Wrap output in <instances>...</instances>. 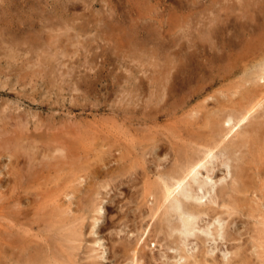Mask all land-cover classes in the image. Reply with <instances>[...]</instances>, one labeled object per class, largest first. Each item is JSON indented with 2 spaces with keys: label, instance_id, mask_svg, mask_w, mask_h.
Listing matches in <instances>:
<instances>
[{
  "label": "rangeland",
  "instance_id": "rangeland-1",
  "mask_svg": "<svg viewBox=\"0 0 264 264\" xmlns=\"http://www.w3.org/2000/svg\"><path fill=\"white\" fill-rule=\"evenodd\" d=\"M70 1L71 0H0V29L1 30L2 28L4 29L2 31L0 30V38L3 40L2 41L0 39V44H1L0 47L7 46L9 44L7 48L6 47H4V49L2 48L3 50L8 51V53L0 49L1 50L0 51L1 53L0 54V120L2 119L0 121V131H1L0 132V150L3 149L2 151H0V156H1L0 157V163H1V166H0V170H1L0 171L1 173L0 174V188H1L0 189V193H1L0 194V203H1L0 210L1 211L3 210V212L0 211V230L2 229L0 231V235L2 233V235L0 236V252H4V250H6L5 252H8V253L9 252H25V250L26 252H44L45 251V252H51L53 254L59 253L58 255H61L64 257H65V254L66 255L72 254L73 256L70 255L71 256L70 261H67L66 259H64L65 264H70V262L71 264H86V263L87 264H96V263L97 264H133V262H135L136 259H138V264H145V263L149 264V262L150 264H237V263L238 264H264V246H263L264 244V240H263L264 239V223H263L264 222V179H263L264 170L261 169L259 171L261 173L257 172L256 170V169H259V166L264 169V167H262L264 166V162H263L264 161V151H263L264 150V145H263L264 144V118H263L264 103L262 105V108L259 111V115H260L259 118H261L262 116L263 119L261 118L262 121H259L261 119H258V118L256 119L258 120V122H260V128L256 132H253L254 134L250 136L253 139L252 141L251 140L248 141L247 143L248 147L244 146V148H242L244 149V151L241 150L237 156L233 154V151L229 152V154L232 156V157L230 156L231 160H229V165L230 166L234 165V167L231 166L230 168L233 173L237 170L236 166L243 162L244 163L248 162L249 164H252L255 166V171L254 169L252 170L251 168H249L250 173L248 172V175H249L248 179H251V180H248V182L250 181L251 182L249 183L248 191L244 192L243 195L240 192H230L231 190L233 191V189H231L232 181L230 178H228L227 182H223L224 184L223 186L227 187L223 195L225 198L219 196L215 204H208L207 206L203 207L205 211L207 212V214L204 216L205 218L202 217L201 219L202 221L199 220L200 222L198 225L202 227L208 221L213 222L215 217L217 218V216L219 217L218 219L221 221L225 219L223 222H221L223 231L222 230L220 231L222 232L221 234H223L222 236L218 237L217 233H215L216 235L214 236L215 237V240H214L213 239L214 237L207 236L206 234L202 232L196 231L195 235L194 233L192 234L194 237L192 235L188 236V238L190 239H188L186 243L189 244V246L187 245L188 249L191 247L189 249V252L187 251V249L186 250L180 249L178 247L177 241L179 240L181 235H176L180 233L179 232L177 233V231H172L173 232V236H172V232H170L171 229L177 227L179 224L178 214L176 215L175 213H172L174 216L172 214H168L169 216L167 215V218H168L167 219L166 217L161 216V211H160L156 217L154 216V218H152L151 213L154 212L156 205L154 203L153 198L151 197L150 199V196L148 195L150 188H152L151 184H153L156 180L155 179L157 176L156 172L159 170L160 171L163 170L162 172H166L167 171L166 169L167 168L170 169L172 166V161L170 160V156L164 154L166 148L167 149L169 148L170 142L171 144L174 145L175 150L178 152L179 150L182 149L183 145L185 147L189 143V141L187 140L189 139V137L193 135H199V136L207 135L211 129V125H210L211 123L209 122V119L215 116L214 114H216V112L220 108L222 107L230 108L238 104V102L239 104L240 102H243L244 100L243 94L246 91L251 90L252 88L251 84H247L246 86L245 79L252 77L254 73L259 71L260 65L264 63V55L262 54L264 53V36H263L264 35V19H263L264 18L263 17L264 16L263 15L264 14L263 12L264 11V0H257V1L256 0H253V1L252 0H213V1L212 0L211 1L210 0H191V1L190 0H174L177 2H174L173 0H163V1L162 0H156V1L155 0H146V1L131 0L132 3L130 0H111V1L110 0H98V1L97 0H72L71 2ZM217 1L219 2L220 7L218 6V4H216ZM222 1H224V3ZM189 2H192L193 4ZM61 3L63 6L61 5ZM85 3L89 5L86 6ZM174 3H177V4H174ZM179 3L184 8L179 6ZM221 3L223 5H221ZM139 5H140L141 10L139 9ZM175 5H178V6L175 7ZM88 6L89 8L90 7L91 8L89 9ZM131 7H133V10ZM170 7L171 8L175 7V9H171ZM94 8L96 9L94 10ZM134 10L136 12H134ZM52 11H54V13ZM257 12L259 15L257 14ZM104 13L106 15L113 14L116 21L123 20L125 14L130 15L133 13L132 15H134L136 13L135 16H133V18H135L138 21H141V23H144V24L147 23L149 25L150 30L152 31V36L150 38L151 42L146 44L144 40L142 39V37H140L139 35L136 41L130 40L129 42V40L126 41L125 39H122V33L117 34L115 32H111L110 30L106 28H103L102 26H100L101 24L100 19L102 18V14ZM209 13L210 14L212 13L213 16H211L212 14L210 15ZM253 14L255 15V17ZM214 15H217V16H214ZM241 16L242 18L244 17V19L246 18L247 23H245L244 19L242 21ZM257 16H259V18L261 19H257ZM66 17L68 18L67 20H66ZM88 17H91V18H88ZM93 17H96V18H93ZM34 18L35 19L38 18V19L35 20ZM218 18H221V19L219 20ZM81 20L83 21L82 23H81ZM215 20L218 21V23ZM67 21H68L69 26L67 25ZM82 24L83 25L85 24V25L83 26ZM239 25L240 27H238ZM21 27L23 28V30ZM120 27L126 28L127 25L120 26ZM236 27H238L237 30H236ZM241 27H242V32H241ZM249 28L251 29L250 31H249ZM13 30H16V31H13ZM253 31L255 33H253ZM260 31H262L261 32L262 34L261 33L258 34ZM183 32L185 33L187 32V34ZM224 32L226 34H224ZM255 34L261 35V36H257ZM70 36H72L71 38L72 43L65 42V39ZM255 36L257 37L255 38ZM252 37L254 40L252 39ZM207 38L209 39V41H207ZM240 38L241 39L244 38V40H241ZM237 39H240L242 42L240 40L237 41ZM245 39H248V40H245ZM35 40L37 42H35ZM4 41L6 43H4ZM194 41L195 42L197 41L196 45ZM219 41L220 43H217ZM235 41H237L236 42L237 44H235ZM43 42H46V43H43ZM192 42L194 43V45ZM65 43H67L68 49L66 48V50L63 52L64 47L62 45H64ZM242 43H244L245 48H243ZM210 44L212 46H210ZM16 46H18V48H16ZM213 46L214 47L216 46V47L214 48ZM234 46H235V49L232 48ZM194 47H196V49H194ZM222 47L225 49H223ZM14 48H16L17 50L15 49L14 51ZM22 48H24V51L22 50ZM73 48L76 49L78 55L73 54V51H74ZM191 48L192 50L194 49V51H192ZM238 49L240 50L237 51ZM9 50H11V52L13 53L12 57L10 55L12 53H10ZM61 50H62V53H61ZM198 50H199V53L201 54L198 53ZM188 51L190 52L188 53ZM3 52L4 54H2ZM5 52L7 53V55H5L6 54ZM56 52H58V54ZM160 52H163V54L162 53L160 54ZM193 52H195L196 55L193 54ZM34 53H37L40 56ZM55 54L57 55L55 56ZM2 55H4V57H1ZM15 55L18 59L14 57L15 60H12L14 59L13 56ZM153 56L156 58H153ZM185 56H187V59ZM189 57L190 59H188ZM196 58H198V60H196ZM200 58L202 59L201 61H200ZM51 59L52 60L55 59V60L52 62ZM181 59L183 61H180ZM251 59L252 61H250ZM38 60L40 62H38ZM176 60H178V62ZM184 60L188 62L184 64ZM225 60L227 62H225ZM228 60H229V64H228ZM174 61H176L177 65L175 64ZM159 62L163 63L164 65L160 64ZM210 63L213 65H211ZM196 64L198 65L197 67H195ZM225 64L226 65L228 64L229 68H228V65L226 66ZM244 64L246 67L244 66ZM201 66H204V67H201ZM55 67H57L56 70H55ZM170 67L172 68L169 70L168 68ZM242 67L244 69H242ZM198 69L201 71H199ZM204 70L205 71L209 70V71L204 72ZM243 71H245V73ZM157 73L159 74V77ZM61 74L63 77L61 76ZM189 74L190 75L192 74L191 77ZM161 75H162V78H161ZM185 76L187 78H185ZM204 76L206 77V79H204L205 78ZM216 76L217 78L220 79L217 82V84L211 83V86L208 88L207 92L204 93L201 97L196 98L192 101H189V103L187 104L184 103L189 100V95L192 91L202 86H208V84L212 81V78ZM182 77H184L186 81L183 80ZM139 78L143 80L146 88H143L144 85L142 86V88L140 87V85L138 86L137 82H139L138 81L140 80ZM154 79H156V81ZM187 79L191 80L192 82L187 81ZM186 82L187 83L189 82L188 85ZM4 84H5V87H3ZM157 84L159 86H157ZM160 84H161V87H160ZM168 84L169 86L171 85L170 86L171 89L168 86ZM172 87H175V88H172ZM143 90L146 92L144 93L141 92ZM166 90H168L170 93L166 92ZM130 93H131V96L135 94L132 96L131 98L132 100L130 99L131 97ZM168 95H170L171 98ZM180 96H182L181 99H180ZM209 96H212L211 97L212 100L209 98ZM200 100L201 102H198ZM207 104L209 105L208 107H207ZM180 105H182L183 109L179 111L177 114H175L173 117L165 118V116L162 115L163 114L162 111L167 110V108L168 110H171L173 106L178 107ZM158 106H159V109H158ZM190 106H192V108L194 109L191 110ZM217 107L218 109H216ZM149 108H151L152 111ZM214 108L217 111L213 110ZM148 109L151 111V115L153 116V118H155L156 116V113H155L156 111H159L157 115H162V116H160V119H157V120L152 119L149 121L150 123L148 122L146 124L138 122L137 120L130 121V119L129 120L126 119L132 116L138 119L139 115H140L139 117L143 119V113L148 112L149 111ZM209 109H211L212 111ZM208 111H210V114H209L210 116L208 115ZM211 113H214V114L211 115ZM6 117L8 118V120H6L7 119ZM20 117L22 118V121L24 123L20 121L21 120ZM113 118L114 120H112ZM9 119L12 121L10 122ZM199 119H204V120H199ZM117 122L119 124L121 123L123 126L120 124L121 127H119V124ZM24 124L30 125V126L29 125L27 126L28 129H25L23 127L25 126ZM147 124H150V125L147 126ZM168 124L170 125V127H168L169 126ZM36 125H39L42 127L39 130H35ZM22 128H24V132H22ZM126 128L128 131L126 130ZM129 128L132 133L129 132L130 131ZM113 129L115 131H117V129L118 130L120 129V130L115 132ZM160 129H162V131ZM175 129L177 130V132ZM123 130H126V132L124 131L125 135L122 133ZM157 131L159 132V134ZM162 132L164 133L162 134ZM74 133L75 134L77 133L76 134L77 136ZM3 134L5 137L3 136ZM22 134L24 135L23 138H21ZM33 134H36V135L38 134V136L35 137L36 135L33 136ZM39 134L41 135L39 136ZM58 134L60 135L58 136ZM176 134L180 136L175 137ZM63 135L65 138L62 137ZM1 136H3L4 138L3 137L1 138ZM54 136H58V137H54ZM110 136L111 138H109ZM144 136L145 138H143ZM66 137L68 138V140L66 139ZM40 138L46 139V141ZM62 138L65 141L62 140ZM27 140H29L30 142ZM33 142L37 144L36 145L37 147L38 146L39 147L38 148L35 147L34 146L35 144L34 145L32 144ZM11 144L13 147L10 146ZM19 144L20 145L24 144V146L29 145L33 149H30L29 151L24 152V150L20 148ZM156 145H158L159 147L156 149L157 153L155 150H153V147ZM58 146L65 148L66 155L56 156L57 157L56 160H54L55 158H51L47 160V162L51 161L48 163L49 166L50 165L51 166L50 168L48 166V168L44 170L45 172L41 171V167L39 170H37L39 168L37 166L40 163H41L40 165L42 166V161L39 162L40 157L38 156L37 149L38 150H41L42 148L43 149H50V148L54 149ZM142 146L143 148H141ZM6 148L7 150L9 149V152L6 151ZM254 148L256 149L254 150ZM4 149L6 152H3ZM110 149H112L113 151H111ZM22 152H24L23 155H22ZM249 153L251 155H249ZM70 154L72 155L70 156ZM178 154L180 156L179 152ZM85 155L88 159L85 157ZM10 156L11 158H9ZM14 156H18V157H16L14 160L13 158ZM99 156L101 159L98 158ZM35 159H36V162H35ZM235 159H237V161ZM1 160L3 163L1 162ZM153 160L156 162L154 163ZM11 161H12V164H11ZM230 162L231 163L233 162V164H231ZM30 163H33V164H30ZM110 163H113V164L110 165ZM13 164H15L16 166ZM166 164H169V165L167 166V168H164L163 166ZM33 165L34 166L36 165L35 166L36 168ZM19 166L20 167L23 166L25 169L23 167L20 168ZM220 167L222 169H220ZM18 168L20 169V171ZM26 168L28 169L26 170ZM114 168L115 169L117 168V169L115 170ZM22 169H24L23 173H22ZM225 169L226 167L221 166V165L216 168V171L214 174L216 180L224 177L225 174H227L226 173L227 169L226 170ZM5 170L9 172L11 176H8L10 174L7 173ZM17 170L19 173L17 172ZM31 170H34L35 172ZM108 170L114 174H111V172H109ZM119 170H121L122 172ZM25 171L27 173H25ZM4 172L7 174H5ZM33 172L35 173V177H29L28 175L33 174ZM12 174L14 175L13 177H12ZM15 174L17 176H15ZM144 175L147 177H145ZM26 176L29 179L31 178L30 179L31 182L29 181V179H26L27 178ZM22 178L24 179V181L22 180ZM41 178L42 179L44 178V179L42 180ZM68 178L70 179L68 180ZM76 179L77 180L80 179V181L75 182L76 184L78 183L77 186L76 184H74V181H76ZM81 179H83L82 180L83 182H81ZM252 179H255V180H252ZM10 180L13 182H11ZM19 181H20L19 183L20 185L17 184ZM4 182L8 184H4ZM24 182L26 183L23 184ZM101 182H104L106 184L101 183ZM259 182L261 185L259 184ZM12 183L15 188L12 186ZM80 184L81 186H79ZM35 185H36V188H35ZM104 185L107 186L106 189H104L105 188ZM20 186H22L21 187L22 189L20 188ZM101 187L103 188L101 189ZM2 188H4V190H2ZM250 188H252L253 191H251L252 189ZM8 191H9V197L6 194L8 193ZM10 191H12L13 193H10ZM218 191H219V187H218ZM23 192L26 193L25 196ZM31 192L33 194L30 195ZM16 193L18 196L16 195ZM55 193H57L58 195ZM67 193H70V194L66 196V198L71 195L69 198H71V200L73 199L72 201H70L69 198L67 199L64 198ZM63 194L64 196L62 197ZM104 194H106V196ZM219 195H220V192H219ZM244 195L245 196L247 195V197H245ZM10 196H12L13 199L10 198ZM94 196L96 199L94 198ZM49 198L52 200H50ZM80 198H82L83 200ZM47 199L49 202L47 201ZM91 199H93V201ZM101 199L103 203H101L100 205L99 202L101 201ZM225 199L226 201H224ZM14 200L15 201L18 200L17 202H18V206L20 207V209L19 207L18 208L16 207L17 202H15L16 205L12 204L14 203ZM61 201L63 202V204ZM8 203L11 204V207L8 206L9 205ZM98 203H99V206L103 208L98 213L93 212L96 209L95 205H98ZM182 204H183L181 207L182 210L187 211V209L189 208L188 206L189 202L183 200ZM226 204L228 205L226 206ZM13 207L17 208V210L19 211L14 210L15 208ZM213 207L215 208L213 209ZM10 209L12 211L14 210L15 213H12ZM228 210H230V212ZM4 211H6V213ZM32 211L33 212L35 211V212L33 213ZM22 212H26V213H23L25 215H23ZM27 212L29 214H27ZM7 214L10 216L7 217ZM19 214L20 216H18ZM209 214L210 216H208ZM9 217L10 218L12 217L11 219H13L14 223ZM19 217L20 219L17 221L16 218H19ZM62 218L65 221H63ZM95 218H98L96 223L94 221ZM257 218H260L261 220ZM14 219H16V223ZM21 219L22 220L24 219L26 221L23 222ZM164 219H166V221ZM2 221L3 223H1ZM80 221L81 223H79ZM21 223L25 224V226L23 224L21 226ZM45 223H47L48 225ZM7 224L10 226H8ZM96 224H98V226ZM215 224H216V228L219 229V224L218 223H215ZM19 226H20V229L17 228ZM91 226L93 229L91 228ZM141 226L142 228L143 227L145 228L147 226L149 228L147 227L148 229L147 228L142 229L140 228ZM251 226L253 228H251ZM22 227H24V229ZM158 227L159 228L161 227L160 231ZM7 228H10V230ZM25 228L29 229L28 234L26 233L27 229L25 230ZM212 228L214 231V227ZM18 230L20 231L18 232ZM75 232L78 235H76ZM23 233L26 235H24ZM72 233L74 234V236ZM20 234L24 235L23 237L25 238H22L21 236H19ZM161 235L163 237H161ZM5 236H7L8 238ZM66 236H68V239ZM195 236L198 239L197 238L195 239ZM220 237H222L223 239H221ZM58 238H60V240ZM156 238L157 239L159 238V239L157 240ZM154 242L155 244H152ZM41 243H43L44 245ZM260 244L262 245L263 249L261 246H259ZM175 245H177V247H174ZM194 245H196L195 248L192 247ZM209 245L212 247H210ZM223 245H225L226 247H224ZM94 247L97 248L96 249L97 251L94 249ZM104 247L107 249H105ZM238 247H240L239 250H238ZM77 248L80 250L79 251L80 253L77 252L78 250ZM257 248L259 249L258 251H256ZM100 249H101V252L99 251ZM135 249H136L135 253L138 254V255H135L136 258L133 257L135 254L133 251ZM176 249L178 251H176ZM193 249L197 251H193ZM253 249L255 250L253 251ZM87 251H89L90 253ZM102 251L104 253V256H103ZM210 251H212V253ZM229 252L231 253V255L234 253L232 257H230L231 255ZM209 253L212 255H210ZM223 253H227L228 257L226 256V254H223ZM163 255H165L166 258L163 257ZM137 256H139L140 258L139 257L137 258ZM145 257L146 258L149 257L150 260H148V258L146 259ZM173 257H174V261L171 260L173 259ZM181 257L182 259H180ZM133 259L135 260L133 261ZM78 261L79 262L81 261V262L79 263ZM66 262H69V263H66Z\"/></svg>",
  "mask_w": 264,
  "mask_h": 264
},
{
  "label": "bare ground",
  "instance_id": "bare-ground-1",
  "mask_svg": "<svg viewBox=\"0 0 264 264\" xmlns=\"http://www.w3.org/2000/svg\"><path fill=\"white\" fill-rule=\"evenodd\" d=\"M72 1V0H71ZM70 1V2H71ZM98 1V0H97ZM111 1V0H110ZM131 1V0H130ZM144 1H146V0H144ZM156 1V0H155ZM163 1V0H162ZM174 1V0H173ZM172 1V2H173ZM191 1V0H190ZM211 1V0H210ZM213 1V0H212ZM253 1V0H252ZM257 1V0H256ZM255 1V2H256ZM74 2V1H73ZM174 2H177V1H174ZM223 3H224V1H222ZM131 3H132V1H131ZM189 3H192V2H189ZM242 3V2H241ZM71 4V3H70ZM86 4V3H85ZM94 4V3H93ZM130 4V3H129ZM128 4V5H129ZM173 4V3H172ZM174 4H177V3H174ZM193 4V3H192ZM210 4H212V3H210ZM209 4V5H210ZM216 4H218V6L220 5L219 4V2L217 1L216 2ZM247 4V3H246ZM250 4V3H249ZM61 5H62V3H61ZM67 5H69V4H67ZM66 5V6H67ZM77 5H79V4H77ZM87 5H89V4H86V6ZM134 5V4H133ZM133 5H131V6H133ZM136 5V4H135ZM196 5H198V4H196ZM215 5V4H214ZM221 5H223L222 3H221ZM225 5V4H224ZM59 6H60V4H59ZM63 6V5H62ZM106 6V5H105ZM108 6V5H107ZM126 6V5H125ZM130 6V5H129ZM137 6H138V4H137ZM176 6H178V5H175V7ZM179 6H181L180 5V3H179ZM254 6V5H253ZM252 6V7H253ZM113 7V6H112ZM143 7V6H142ZM175 7H170L171 9H175ZM182 7V6H181ZM181 7H179V8H181ZM217 7V6H216ZM220 7V6H219ZM226 7V6H225ZM240 7V6H239ZM261 7V6H260ZM88 8H89V6H88ZM91 8V7H90ZM89 8V9H90ZM132 8V10H133V7H131ZM136 8V7H135ZM138 8V7H137ZM182 8H184V7H182ZM194 8V7H193ZM196 8V7H195ZM210 8V7H209ZM208 8V9H209ZM259 8V7H258ZM63 9V8H62ZM96 8H94V10H95ZM102 9H103V7H102ZM126 9V8H125ZM130 9V8H129ZM139 9L141 10V8H140V5H139ZM177 9V8H176ZM211 9V8H210ZM225 9V8H224ZM250 9V8H249ZM255 9V8H254ZM111 10H113V9H111ZM189 10V9H188ZM65 11V10H64ZM106 11V10H105ZM109 11V10H108ZM123 11V10H122ZM125 11V10H124ZM209 11H211V10H209ZM220 11H222V10H220ZM256 11H258V10H256ZM53 13H54V11H52ZM134 12H136L135 10H134ZM133 12V13H134ZM138 12V11H137ZM207 12V11H206ZM216 12V11H215ZM264 12V11H263ZM62 13V12H61ZM112 13V12H111ZM115 13V12H114ZM129 13V12H128ZM127 13V14H128ZM132 13V14H133ZM139 13V12H138ZM199 13V12H198ZM202 13V12H201ZM253 13V12H252ZM89 14V13H88ZM132 14H130V15H124V18H123V20H121V21H116L115 20V18H114V15L113 14H110V15H106L105 13L104 14H102V18L100 19V21H101V24H100V26H102L103 28H106V29H108V30H110L111 32H115V33H117V34H120V33H122V39H125L126 41L127 40H129V42H130V40H132V41H136L137 40V37H138V35L140 36V37H142V39L144 40V42L146 43V44H148L149 42H151V40H150V38H151V36H152V31L150 30V27H149V25L146 23V24H144V23H141V21H138V20H136L135 18H133V16H135V14L134 15H132ZM208 14V13H207ZM210 14V13H209ZM212 14V13H211ZM210 14V15H211ZM217 14V13H216ZM257 14H258V12H257ZM261 14H262V12H261ZM36 15V14H35ZM57 15V14H56ZM201 15V14H200ZM203 15V14H202ZM228 15V14H227ZM246 15V14H245ZM254 15V14H253ZM259 15V14H258ZM264 15V14H263ZM262 15V16H263ZM64 16V15H63ZM67 16V15H66ZM87 16V15H86ZM91 16V15H90ZM199 16V15H198ZM205 16V15H204ZM211 16H213V14L211 15ZM211 16H209V17H211ZM214 16H217V15H214ZM219 16H220V14H219ZM229 16H230V14H229ZM261 16V15H260ZM38 17V16H37ZM82 17V16H81ZM84 17V16H83ZM254 17H255V15H254ZM264 17V16H263ZM85 18V17H84ZM88 18H91V17H88ZM93 18H96V17H93ZM141 18V17H140ZM140 18H139V20H140ZM35 19V18H34ZM38 18H36L35 20H37ZM63 19V18H62ZM68 18L66 17V20H67ZM81 19V18H80ZM117 19V18H116ZM217 19V18H216ZM219 20L221 19V18H218ZM223 19V18H222ZM239 19V18H238ZM241 19H242V21H243V19H244V17L242 18V16H241ZM257 19H261V18H259V16H257ZM264 19V18H263ZM34 20V21H35ZM82 20H83V18H82ZM81 20V23L83 22ZM95 20V19H94ZM203 20V19H202ZM245 20V23H247L246 22V18L244 19ZM251 20V19H250ZM253 20H255V19H253ZM87 21V20H86ZM85 21V22H86ZM96 21V20H95ZM95 21H93V22H95ZM98 21V20H97ZM206 21V20H205ZM216 21V20H215ZM214 21V22H215ZM235 21H236V19H235ZM261 21V20H260ZM259 21V22H260ZM263 21V20H262ZM21 22V21H20ZM23 22V21H22ZM46 22H47V20H46ZM58 22V21H57ZM88 22V21H87ZM89 22H90V20H89ZM217 23H218V21H216ZM239 22V21H238ZM25 23V22H24ZM39 23V22H38ZM43 23V22H42ZM230 23V22H229ZM228 23V24H229ZM243 23V22H242ZM50 24V23H49ZM72 24V23H71ZM206 24V23H205ZM224 24V23H223ZM235 24V23H234ZM250 24V23H249ZM20 25H21V23H20ZM28 25V24H27ZM67 25H68V21H67ZM83 25V24H82ZM81 25V26H82ZM85 25V24H84ZM83 25V26H84ZM88 25V24H87ZM125 25H127V27L126 28H121L120 26H125ZM225 25V24H224ZM238 25V24H237ZM69 26V25H68ZM72 26V25H71ZM80 26V27H81ZM204 26V25H203ZM217 26V25H216ZM226 26V25H225ZM260 26V25H259ZM33 27V26H32ZM45 27V26H44ZM221 27V26H220ZM222 27H223V25H222ZM227 27V26H226ZM226 27H224V28H226ZM238 27H240V25L238 26ZM238 27H236V30H237V28ZM261 27V26H260ZM22 28V27H21ZM38 28V27H37ZM70 28V27H69ZM198 28V27H197ZM205 28V27H204ZM245 28V27H244ZM243 28V29H244ZM256 28V27H255ZM26 29H28V28H26ZM40 29V28H39ZM42 29V28H41ZM61 29V28H60ZM65 29V28H64ZM186 29V28H185ZM195 29V28H194ZM206 29H207V27H206ZM233 29V28H232ZM258 29V28H257ZM1 30V29H0ZM2 30H4L3 28H2ZM1 30V31H2ZM22 30H23V28H22ZM50 30V29H49ZM58 30V29H57ZM188 30V29H187ZM186 30V31H187ZM208 30H209V28H208ZM231 30V29H230ZM234 30V29H233ZM251 29L249 28V31H250ZM255 30V29H254ZM259 30V29H258ZM257 30V31H258ZM13 31H16V30H13ZM41 31V30H40ZM53 31V30H52ZM59 31H61V30H59ZM66 31V30H65ZM256 31V30H255ZM21 32V31H20ZM220 32H222V31H220ZM241 32H242V27H241ZM262 31H260L258 34H260ZM44 33V32H43ZM48 33V32H47ZM50 33V32H49ZM59 33V32H58ZM183 33H185V32H183ZM189 33V32H188ZM253 33H255L254 31H253ZM3 34V33H2ZM33 34V33H32ZM45 34V33H44ZM57 34V33H56ZM185 34H187V32L185 33ZM190 34V33H189ZM220 34V33H219ZM224 34H226L225 32H224ZM223 34V35H224ZM236 34V33H235ZM252 34V33H251ZM262 34V33H261ZM193 35V34H192ZM198 35V34H197ZM212 35V34H211ZM238 35V34H237ZM241 35V34H240ZM255 35H257V34H255ZM2 36V35H1ZM186 36V35H185ZM188 36V35H187ZM221 36V35H220ZM230 36V35H229ZM257 36H261V35H257ZM257 36H255V38L257 37ZM264 36V35H263ZM24 37V36H23ZM35 37V36H34ZM39 37V36H38ZM58 37V36H57ZM79 37V36H78ZM184 37V36H183ZM194 37V36H193ZM227 37V36H226ZM233 37H234V35H233ZM56 38V37H55ZM71 38H72V36H70V37H67L66 39H65V42H67V43H72L71 42ZM190 38V37H189ZM206 38V37H205ZM210 38V37H209ZM225 38V37H224ZM246 38V37H245ZM1 39V38H0ZM4 39V38H3ZM54 39V38H53ZM140 39V38H139ZM215 39V38H214ZM226 39V38H225ZM233 39V38H232ZM241 39V38H240ZM240 39H237V41L238 40H240ZM252 39H253V37H252ZM2 40V39H1ZM10 40V39H9ZM12 40V39H11ZM40 40V39H39ZM44 40V39H43ZM50 40V39H49ZM202 40V39H201ZM220 40V39H219ZM235 40V39H234ZM241 40H244V38L243 39H241ZM240 40V41H241ZM245 40H248V39H245ZM254 40V39H253ZM3 41V40H2ZM29 41V40H28ZM207 41H209V39L207 38ZM218 41V40H217ZM225 41V40H224ZM223 41V42H224ZM237 41H235V44H237L236 42ZM239 41V42H240ZM35 42H37L36 40H35ZM34 42V43H35ZM52 42V41H51ZM63 42H64V40H63ZM195 42V41H194ZM197 42V41H196ZM196 42H195V45H196ZM199 42H200V40H199ZM201 42H203V41H201ZM227 42V41H226ZM242 42V41H241ZM240 42V43H241ZM250 42H252V41H250ZM4 43H6L5 41H4ZM9 43V42H8ZM43 43H46V42H43ZM61 43V42H60ZM67 43H65L64 45H62L64 48H63V52L66 50V48H67ZM74 43V42H73ZM193 43V42H192ZM210 43V42H209ZM217 43H220V41L219 42H217ZM225 43V42H224ZM223 43V44H224ZM15 44V43H14ZM17 44H19V43H17ZM21 44V43H20ZM133 44H134V42H133ZM191 44V43H190ZM231 44V43H230ZM243 44V48H245L244 47V43H242ZM241 44V45H242ZM247 44V43H246ZM245 44V45H246ZM1 45V44H0ZM32 45H33V43H32ZM192 45V44H191ZM193 45H194V43H193ZM192 45V46H193ZM216 45V44H215ZM7 46H9V44L7 45ZM7 46H1L0 47V49L2 50V51H6V50H3L4 49V47H6L7 48ZM21 46V45H20ZM53 46V45H52ZM180 46V45H179ZM182 46V45H181ZM184 46V45H183ZM190 46V45H189ZM210 46H212L211 44H210ZM231 46V45H230ZM233 46V45H232ZM237 46V45H236ZM247 46V45H246ZM11 47V46H10ZM14 47V46H13ZM12 47V48H13ZM43 47V46H42ZM56 47V46H55ZM60 47V46H59ZM85 47V46H84ZM176 47V46H175ZM178 47V46H177ZM214 47V46H213ZM216 47V46H215ZM214 47V48H215ZM223 47H224V45H223ZM222 47V48H223ZM229 47V46H228ZM250 47V46H249ZM3 48V49H2ZM16 48H18V46H16ZM16 48H14V51H15V49ZM45 48V47H44ZM50 48V47H49ZM52 48H54V47H52ZM57 48V47H56ZM165 48V47H164ZM163 48V49H164ZM232 48H234L235 49V46L234 47H232ZM248 48V47H247ZM254 48V47H253ZM252 48V49H253ZM26 49V48H25ZM30 49V48H29ZM33 49V48H32ZM68 49V48H67ZM74 49V48H73ZM187 49V48H186ZM188 49H190V48H188ZM194 49H196V47H194ZM194 49L192 50V48H191V50L192 51H194ZM205 49V48H204ZM218 49V48H217ZM223 49H225V48H223ZM237 49V48H236ZM0 50V51H1ZM17 50V49H16ZM22 50L24 51V48H22ZM21 50V51H22ZM240 49H238L237 51H239ZM22 51V52H23ZM28 51H30V50H28ZM36 51V50H35ZM44 51V50H43ZM87 51V50H86ZM197 51V50H196ZM202 51V50H201ZM207 51V50H206ZM262 51V50H261ZM7 53H8V51H6ZM5 52V53H6ZM9 52L10 53H12L11 52V50H9ZM45 52V51H44ZM179 52V51H178ZM190 51H188V53H189ZM208 52V51H207ZM7 53L5 54V55H7ZM15 53H17V52H15ZM14 53V54H15ZM29 53V52H28ZM57 54H58V52H56ZM61 53H62V50H61ZM68 53V52H67ZM66 53V54H67ZM163 54V52H160V54ZM192 53V52H191ZM198 53H199V50H198ZM215 53V52H214ZM221 53V52H220ZM254 53V52H253ZM260 53V52H259ZM258 53V54H259ZM1 54V53H0ZM2 54H4V52L2 53ZM34 54H37V53H34ZM57 54H55V56L57 55ZM65 54V53H64ZM73 54L74 55H78V53H77V51H76V49H74V51H73ZM193 54H195V52H193ZM192 54V55H193ZM199 54H201V53H199ZM205 54V53H204ZM216 54V53H215ZM239 54V53H238ZM241 54V53H240ZM255 54V53H254ZM257 54V53H256ZM263 55H264V53H262ZM11 55V57H12V55H13V53L12 54H10ZM32 55H33V53H32ZM37 55H39V54H37ZM46 55V54H45ZM44 55V56H45ZM196 55V54H195ZM194 55V56H195ZM211 55V54H210ZM218 55H219V53H218ZM242 55V54H241ZM260 55V54H259ZM40 56V55H39ZM43 56V57H44ZM48 56V55H47ZM46 56V57H47ZM67 56V55H66ZM156 56V55H155ZM161 56V55H160ZM209 56V55H208ZM262 56V55H261ZM1 57H4V55H2ZM7 57V56H6ZM17 58L16 57V55L15 56H13V58ZM35 57V56H34ZM181 57V56H180ZM186 57V59H187V56H185ZM193 57V56H192ZM199 57V56H198ZM218 57V56H217ZM226 57H227V55H226ZM260 57V56H259ZM15 58L14 59H12V60H15ZM20 58V57H19ZM153 58H156V57H154L153 56ZM179 58V57H178ZM183 58V57H182ZM238 58V57H237ZM255 58V57H254ZM5 59V58H4ZM7 59V58H6ZM18 59V58H17ZM43 59V58H42ZM174 59V58H173ZM188 59H190V57L188 58ZM192 59V58H191ZM208 59V58H207ZM207 59H205V60H207ZM210 59H211V57H210ZM253 59V58H252ZM252 59L250 60V61H252ZM257 59V58H256ZM8 60V59H7ZM6 60V61H7ZM52 60V59H51ZM55 60V59H54ZM54 60H52V62L54 61ZM179 60V59H178ZM178 60H176L177 62H178ZM193 60H194V58H193ZM192 60V61H193ZM196 60H198V58H196ZM195 60V61H196ZM202 59L200 58V61H201ZM213 60H214V58H213ZM249 60V59H248ZM43 61V60H42ZM47 61V60H46ZM69 61H71V60H69ZM159 61V60H158ZM171 61V60H170ZM176 61H174L175 62V64L177 65V63H176ZM180 61H183L182 59L180 60ZM200 61H198V62H200ZM216 61V60H215ZM249 61V62H250ZM38 62H40L39 60H38ZM67 62V61H66ZM157 62V61H156ZM163 62V61H162ZM172 62V61H171ZM188 62V61H187ZM185 60H184V64L185 63H187ZM191 62V61H190ZM225 62H227L226 60H225ZM263 62V61H262ZM33 63H34V61H33ZM42 63V62H41ZM74 63V62H73ZM160 63V62H159ZM164 63V62H163ZM163 63H160V64H163ZM180 63V62H179ZM216 63V62H215ZM241 63V62H240ZM240 63H239V65H240ZM245 63V62H244ZM52 64V63H51ZM68 64V63H67ZM183 64V65H184ZM203 64V63H202ZM202 64H200V65H202ZM211 64V63H210ZM228 64H229V60H228ZM227 64V65H228ZM247 64V63H246ZM261 64V63H260ZM42 65V64H41ZM49 65V64H48ZM75 65V64H74ZM157 65V64H156ZM164 65V64H163ZM209 65V64H208ZM211 65H213V64H211ZM226 65V64H225ZM226 65V66H227ZM249 65V64H248ZM251 65V64H250ZM43 66H44V64H43ZM46 66V65H45ZM56 66V65H55ZM168 66V65H167ZM185 66V65H184ZM188 66V65H187ZM198 65L196 64V66L195 67H197ZM207 66V65H206ZM216 66V65H215ZM218 66V65H217ZM244 66H245V64H244ZM243 66V67H244ZM10 67V66H9ZM66 67V66H65ZM64 67V68H65ZM159 67H161V66H159ZM163 67H165V66H163ZM177 67V66H176ZM201 67H204V66H201ZM224 67V66H223ZM222 67V68H223ZM242 67V69H244ZM246 67V66H245ZM46 68V67H45ZM56 68L57 67H55V70H56ZM63 68V69H64ZM172 67H170V68H168L169 70L171 69ZM188 68V67H187ZM208 68V67H207ZM225 68V67H224ZM223 68V69H224ZM228 68H229V65H228ZM236 68V67H235ZM234 68V69H235ZM59 69H60V67H59ZM66 69V68H65ZM163 69V68H162ZM166 69V68H165ZM175 69V68H174ZM180 69V68H179ZM185 69V68H184ZM209 69V68H208ZM218 69V68H217ZM226 69H227V67H226ZM253 69V68H252ZM49 70V69H48ZM71 70V69H70ZM169 70H167V71H169ZM181 70V69H180ZM195 70V69H194ZM199 70V69H198ZM203 70V69H202ZM233 70V69H232ZM241 70V69H240ZM255 70V69H254ZM45 71V70H44ZM61 71V70H60ZM69 71V70H68ZM176 71V70H175ZM175 71H174V73H175ZM183 71V70H182ZM182 71H180V72H182ZM187 71V70H186ZM189 71V70H188ZM191 71V70H190ZM199 71H201V70H199ZM207 71H209V70H207ZM207 71H205L204 70V72H207ZM246 71V70H245ZM245 71H243L244 73H245ZM253 71V70H252ZM257 71V70H256ZM62 72V71H61ZM70 72V71H69ZM217 72H218V70H217ZM222 72V71H221ZM241 72V71H240ZM255 72V71H254ZM57 73V72H56ZM71 73V72H70ZM251 73V72H250ZM155 74H156V72H155ZM158 74V73H157ZM163 74V73H162ZM167 74V73H166ZM165 74V75H166ZM172 74H173V72H172ZM180 74V73H179ZM184 74V73H183ZM209 74V73H208ZM219 74V73H218ZM224 74V73H223ZM222 74V75H223ZM228 74H230V73H228ZM236 74V73H235ZM54 75V74H53ZM175 75V74H174ZM190 75V74H189ZM192 75V74H191ZM191 75H190V77H191ZM226 75V74H225ZM242 75H243V73H242ZM61 76H62V74H61ZM178 76V75H177ZM177 76H175V77H177ZM180 76V75H179ZM182 76V75H181ZM213 76H215V75H213ZM63 77V76H62ZM158 77H159V74H158ZM165 77V76H164ZM167 77V76H166ZM170 77H172V76H170ZM175 77H173V78H175ZM205 77V76H204ZM209 77V76H208ZM233 77V76H232ZM243 77V76H242ZM60 78V77H59ZM154 78H156V77H154ZM161 78H162V75H161ZM183 78V80H185L186 81V79H184V77H182ZM185 78H187L186 76H185ZM193 78H194V76H193ZM195 78H197V77H195ZM200 78V77H199ZM221 78V77H220ZM130 79V78H129ZM140 79V78H139ZM152 79V78H151ZM160 79V78H159ZM158 79V80H159ZM204 79H206V77L204 78ZM229 79V78H228ZM55 80V79H54ZM127 80H128V78H127ZM155 81H156V79H154ZM163 80H164V78H163ZM167 80V79H166ZM174 80V79H173ZM177 80V79H176ZM193 80V79H192ZM220 79L219 78H217V76L216 77H213L212 78V81L208 84V86H202V87H200V88H197L196 90H194V91H192L191 93H190V95H189V100L188 101H186V102H184V103H189V101H192V100H194V99H196V98H199V97H201L204 93H206L207 92V90H208V88L211 86V83L213 84V83H216L217 84V82L219 81ZM225 80V79H224ZM239 80V79H238ZM139 82H137L138 83V86L140 85V87L142 88V86L144 85V82H143V80L142 79H140V80H138ZM171 81V80H170ZM182 81V80H181ZM187 81H191V80H189V79H187ZM199 81V80H198ZM228 81V80H227ZM180 82V81H179ZM192 82V81H191ZM195 82V81H194ZM204 82V81H203ZM136 83V84H137ZM164 83V82H163ZM162 83V84H163ZM187 83V82H186ZM189 83V82H188ZM188 83H187V85H188ZM206 83V82H205ZM245 83H246V86H247V84H251V86H252V88H251V90H248V91H246L244 94H243V98H244V100H243V102H240V104H239V102H238V104H236L235 106H233V107H230V108H227V107H222V108H220L218 111L216 110V109H218V107L215 109H213V110H215V111H217L216 112V114H214V113H211V115H215V116H211L212 118H210L209 119V122L211 123L210 125H211V129H210V131H209V133L207 134V135H205V136H199V135H193V136H191V137H189V135H188V137H189V139H187L188 141H189V143L184 147V145H183V147H182V149L181 150H179L178 152L180 153V156H179V154H178V152L175 150V148H174V145L173 144H171V142H170V144H169V148L167 149L166 148V150H165V152H164V154L165 155H169L170 156V160L172 161V166H171V168L170 169H168L167 168V166L169 165V164H166V165H164L163 167L164 168H167L166 170V172H162V171H157L156 173H157V176H156V180H155V182L154 181H152V182H154L153 184H151V187L152 188H150V190H149V193H148V195L150 196V199H151V197L153 198V200H154V203H155V205H156V208H155V210H154V212L153 213H151V215H152V218H154V216L156 217L157 216V214L161 211V216H163V217H166L167 218V215L168 214H172V213H175L176 215L178 214V217H179V224H178V226L177 227H175V228H173V229H171L170 230V232H172V231H177V233L179 232L180 234H176V235H181V237L179 238V240L177 241V243H178V247L180 248V249H182V250H186L187 249V251L189 252V249L191 248H189L188 249V246H189V244H187L186 242L188 241V239H190V238H188V236L189 235H192L193 233H194V235H195V232L196 231H199V232H202V233H204V234H206L207 236H211V237H214L216 234L215 233H217V235H218V237L219 236H222L223 234H221L222 232L220 231V230H222V223L221 222H223V221H221V220H219L218 218V216H217V218L215 217V219H214V221L213 222H210V221H208L204 226H199L198 224H199V220H201L202 219V217H204L206 214H207V212L205 211V209L203 208L204 206H207L208 204H215L216 203V200L218 199V197L220 196V197H224L223 195H224V191H225V189L227 188L226 186H223L224 184H223V182H227L228 180V178H230L231 179V181H232V188L231 189H233V191L231 190L230 192H240V193H242V195H243V193L244 192H246V191H248V189H249V183L251 182H248V180H251V179H248V172H249V168H251L252 170L254 169V171H255V166L254 165H252V164H249L248 162L247 163H240L239 165H237L236 166V168H237V170L233 173L232 171H231V166H233L234 167V165H229V160H231L230 159V154H229V152H232L233 151V154L235 155V156H237L239 153H240V151L241 150H243L244 151V149H242V148H244V146H247L248 147V145H247V143H248V141L249 140H251L252 141V139L253 138H251L250 136L251 135H253L254 133L253 132H256L259 128H260V122H258V120H256L257 118L258 119H261L262 118V116H261V118H259L260 117V115H259V111H260V109L262 108V105H263V103H264V63H262L261 65H260V67H259V71H257L256 73H254V75L252 76V77H249V78H247V79H245ZM153 84V83H152ZM158 84H159V82H158ZM157 84V86H159ZM232 84V83H231ZM195 85V84H194ZM193 85V86H194ZM201 85V84H200ZM199 85V86H200ZM203 85H204V83H203ZM222 85V84H221ZM137 86V85H136ZM148 86V85H147ZM168 86H169V84H168ZM167 86V87H168ZM171 86V85H170ZM169 86V87H170ZM192 86V87H193ZM197 86V85H196ZM195 86V87H196ZM218 86V85H217ZM245 86V85H244ZM3 87H5V84L3 85ZM140 87H139V89H140ZM160 87H161V84H160ZM186 87V86H185ZM188 87H190V86H188ZM143 88H146L145 87V85H144V87ZM166 88V87H165ZM172 88H175V87H172ZM249 88V87H248ZM136 89V88H135ZM169 89V88H168ZM170 89H171V87H170ZM176 89H178V88H176ZM192 89V88H191ZM153 90V89H152ZM210 90V89H209ZM236 90V89H235ZM133 91V90H132ZM135 91V90H134ZM214 91V90H213ZM223 91V90H222ZM140 92V91H139ZM141 92H146V91H141ZM148 92H149V90H148ZM166 92H168V93H170L168 90H166ZM172 92V91H171ZM179 92V91H178ZM185 92V91H184ZM142 93V94H143ZM151 93V92H150ZM154 93V92H153ZM211 93V92H210ZM141 94V95H142ZM160 94V93H159ZM158 94V95H159ZM183 94V93H182ZM185 94H187V93H185ZM209 94V93H208ZM223 94H225V93H223ZM240 94V93H239ZM133 95H135V94H133ZM132 95V96H133ZM155 95H156V93H155ZM161 95V94H160ZM236 95H238V94H236ZM130 96H131V93H130ZM132 96L130 97V99L132 98ZM168 96H170V95H168ZM157 97V96H156ZM178 97H179V95H178ZM181 97L182 96H180V99H181ZM211 97L212 96H209V98L211 99ZM158 98H159V96H158ZM170 98H171V96H170ZM175 98H177V97H175ZM188 98V97H187ZM218 98V97H217ZM236 98V97H235ZM234 98V99H235ZM165 99V98H164ZM179 99V100H180ZM132 100V99H131ZM137 100V99H136ZM142 100H144V99H142ZM147 100H148V98H147ZM161 100H162V98H161ZM166 100V99H165ZM212 100V99H211ZM181 101V100H180ZM179 101V102H180ZM150 102V101H149ZM149 102H147V103H149ZM154 102V101H153ZM198 102H201V100L200 101H198ZM235 102H237V101H235ZM137 103V102H136ZM135 103V104H136ZM171 103V102H170ZM205 103V102H204ZM203 103V104H204ZM208 103V102H207ZM140 104V103H139ZM156 104V103H155ZM161 104V103H160ZM169 104V103H168ZM174 104V103H173ZM199 104V103H198ZM233 104V103H232ZM138 105V104H137ZM150 105V104H149ZM157 105H158V103H157ZM193 105H195V104H193ZM214 105V104H213ZM216 105V104H215ZM141 106V105H140ZM144 106V105H143ZM148 106V105H147ZM175 106H177V105H175ZM175 106H173L172 108H171V110H168V108H167V110H164V111H162V115L163 116H165V118L166 117H173L175 114H177L179 111H181L182 109H183V107H182V105H180V106H178V107H175ZM209 105L207 104V107H208ZM221 106H223V105H221ZM191 108V110L192 109H194V108H192V106H190ZM3 108V107H2ZM185 108V107H184ZM212 108V107H211ZM4 109V108H3ZM141 109V108H140ZM139 109V110H140ZM150 110H151V108H149ZM148 109V110H149ZM153 109V108H152ZM158 109H159V106H158ZM163 109V108H162ZM206 109V108H205ZM145 110V109H144ZM148 111V112H145V113H143V119L142 118H140L139 116H138V119H136V118H134L133 116L132 117H129V118H126L127 120H129L130 119V121H132V120H137L138 122H141V123H144V124H146V123H148L150 120H157V119H160V116H162V115H157V113L159 112V111H156L155 113H156V116H155V118H153V116L151 115V111ZM154 110V109H153ZM161 110V109H160ZM204 110V109H203ZM207 110V109H206ZM206 110H205V112H206ZM209 110H211V109H209ZM6 111V110H5ZM188 111V110H187ZM201 111V110H200ZM212 111V110H211ZM262 111V110H261ZM264 111V110H263ZM4 112V111H3ZM137 112V111H136ZM203 112V111H202ZM214 112V111H213ZM140 113V112H139ZM152 113H154V112H152ZM263 113V112H262ZM196 114V113H195ZM203 114V113H202ZM210 114V111H208V115ZM136 115V114H135ZM183 115V114H182ZM199 115H201V114H199ZM207 115V116H208ZM210 116V115H209ZM19 117V116H18ZM188 117V116H187ZM197 117V116H196ZM7 118V117H6ZM5 118V119H6ZM21 118V117H20ZM178 118V117H177ZM195 118V117H194ZM263 118H264V115H263ZM262 118V119H263ZM4 119V120H5ZM11 119V118H10ZM9 119V121L11 122L12 120H10ZM16 119V118H15ZM17 119H19V118H17ZM254 119H255V121H254ZM262 119L261 120H259V121H262ZM2 120V119H1ZM0 120V121H1ZM6 120H8V118L6 119ZM39 120V119H38ZM112 120H114V118L112 119ZM116 120H118V119H116ZM176 120V119H175ZM199 120H204V119H199ZM20 121H22V118H21V120ZM122 121V120H121ZM207 121H208V119H207ZM23 122V121H22ZM116 122V121H115ZM173 122V121H172ZM19 123V122H18ZM24 123V122H23ZM118 123V122H117ZM124 123H125V121H124ZM127 123V122H126ZM133 123V122H132ZM150 123V122H149ZM181 123H183V122H181ZM180 123V124H181ZM197 123H199V122H197ZM196 123V124H197ZM30 124V123H29ZM28 124V125H29ZM119 124V123H118ZM121 124V123H120ZM120 124H119V127H121L120 126ZM25 125V124H24ZM28 125H25V126H23L25 129H28ZM43 125V124H42ZM122 125V124H121ZM132 125V124H131ZM150 124H147V126H149ZM169 125V124H168ZM204 125V124H203ZM202 125V126H203ZM13 126V125H12ZM14 126H15V124H14ZM17 126V125H16ZM30 126V125H29ZM45 126V125H44ZM70 126V125H69ZM123 126V125H122ZM133 126H134V124H133ZM136 126V125H135ZM209 126V125H208ZM262 126V125H261ZM7 127V126H6ZM42 126H39V125H36V127H35V130H39L40 128H41ZM74 127V126H73ZM130 127H132V126H130ZM141 127H143V126H141ZM145 127H146V125H145ZM144 127V128H145ZM168 127H170V125L168 126ZM197 127V126H196ZM24 128H22V132H24ZM70 128V127H69ZM76 128V127H75ZM82 128V127H81ZM118 128V127H117ZM125 128V127H124ZM143 128V129H144ZM190 128V127H189ZM189 128H187V129H189ZM200 128V127H199ZM138 129V128H137ZM146 129V128H145ZM178 129V128H177ZM2 130V129H1ZM69 130V129H68ZM114 130V129H113ZM120 130V129H119ZM118 129H117V131H119ZM126 130H127V128H126ZM126 130H123V134H124V131L126 132ZM129 130H130V128H129ZM161 131H162V129H160ZM176 130V129H175ZM198 130V129H197ZM15 131V130H14ZM17 131V130H16ZM31 131V130H30ZM115 131V130H114ZM117 131H115V132H117ZM128 131V130H127ZM138 131V130H137ZM174 131V130H173ZM199 131V130H198ZM1 132V131H0ZM29 132V131H28ZM33 132V131H32ZM76 132V131H75ZM113 132V131H112ZM129 132H131V130L129 131ZM128 132V133H129ZM146 132H148V131H146ZM150 132V131H149ZM158 132V131H157ZM176 132H177V130H176ZM262 132V131H261ZM260 132V133H261ZM34 133V132H33ZM53 133V132H52ZM119 133V132H118ZM117 133V134H118ZM132 133V132H131ZM140 133V132H139ZM161 133V132H160ZM164 132H162V134H163ZM194 133V132H193ZM198 133V132H197ZM75 134V133H74ZM77 134V133H76ZM75 134V135H76ZM114 134V133H113ZM116 134V135H117ZM150 134V133H149ZM148 134V135H149ZM154 134V133H153ZM158 134H159V132H158ZM170 134V133H169ZM34 135H36V134H33V136ZM41 134H39V136H40ZM44 135V134H43ZM49 135V134H48ZM60 134H58V136H59ZM119 135H121V134H119ZM125 135V134H124ZM132 135V134H131ZM257 135V134H256ZM262 135H263V133H262ZM3 136H4V134H3ZM3 136H1V138L3 137ZM22 137L21 138H23V134L21 135ZM38 136V134L35 136V137H37ZM58 136H54V137H58ZM77 136V135H76ZM83 136V135H82ZM130 136V135H129ZM139 136V135H138ZM157 136V135H156ZM159 136V135H158ZM162 136V135H161ZM160 136V137H161ZM168 136V135H167ZM166 136V137H167ZM180 135H175V137H179ZM5 137V136H4ZM3 137V138H4ZM47 137V136H46ZM62 137H64V135L62 136ZM113 137V136H112ZM122 137V136H121ZM26 138V137H25ZM45 138V137H44ZM60 138V137H59ZM65 138V137H64ZM75 138V137H74ZM109 138H111V136L109 137ZM119 138H120V136H119ZM126 138V137H125ZM143 138H145V136L143 137ZM163 138V137H162ZM165 138V137H164ZM168 138V137H167ZM236 138V139H235ZM250 138V139H249ZM263 138V137H262ZM40 139H43V138H40ZM66 139L68 140V138L66 137ZM76 139H77V137H76ZM107 139H108V137H107ZM124 139V138H123ZM238 139V140H237ZM35 140V139H34ZM43 140H45L46 141V139H43ZM62 140H64L63 138H62ZM143 140V139H142ZM146 140V139H145ZM148 140V139H147ZM157 140H159V139H157ZM156 140V141H157ZM162 140V139H161ZM170 140V139H169ZM174 140V139H173ZM257 140H258V138H257ZM6 141V140H5ZM4 141V142H5ZM27 141H29V140H27ZM42 141V140H41ZM65 141V140H64ZM9 142V141H8ZM30 142V141H29ZM100 142V141H99ZM110 142V141H109ZM136 142V141H135ZM185 142V141H184ZM11 143V142H10ZM22 143V142H21ZM20 143V144H21ZM111 143V142H110ZM137 143V142H136ZM142 143V142H141ZM147 143H149V142H147ZM150 143H151V141H150ZM169 143V142H168ZM177 143V142H176ZM186 143H187V141H186ZM262 143V142H261ZM7 144V143H6ZM13 144V143H12ZM12 144L10 145V146H12ZM19 144V145H20ZM30 144V143H29ZM35 147H37L36 145V143H32ZM65 144V143H64ZM117 144V143H116ZM263 144V143H262ZM15 145V144H14ZM119 145V144H118ZM124 145V144H123ZM138 145V144H137ZM147 145V144H146ZM146 145H145V147H146ZM254 145V144H253ZM264 145V144H263ZM262 145V146H263ZM33 146V147H34ZM50 146V145H49ZM114 146V145H113ZM149 146V145H148ZM179 146V145H178ZM181 146V145H180ZM250 146H251V144H250ZM261 146V145H260ZM2 147V146H1ZM13 147V146H12ZM34 147V148H35ZM39 147V146H38ZM37 147V148H38ZM118 147V146H117ZM116 147V148H117ZM15 148V147H14ZM20 148H22L23 150H24V152H27V151H29L30 149H33L31 146H29V145H27V146H24V144H22V145H20ZM138 148H139V146H138ZM141 148H143V146L141 147ZM140 148V149H141ZM157 148H159L158 147V145H156V146H154L153 147V150H155L156 151V149ZM246 148V147H245ZM257 148V147H256ZM256 148H254V150L256 149ZM12 149V148H11ZM17 149V148H16ZM41 149V148H40ZM119 149V148H118ZM123 149V148H122ZM129 149V148H128ZM136 149V148H135ZM177 149H179V148H177ZM3 150V149H2ZM2 150H0V151H2ZM19 150V149H18ZM67 150V149H66ZM111 151H113L112 149H110ZM117 150V149H116ZM115 150V151H116ZM120 150V149H119ZM247 150H248V148H247ZM6 151L7 152H9V149L7 150V148H6ZM5 151V149H4V151L3 152H6ZM33 151V150H32ZM36 151V150H35ZM37 151H38V156L40 157V159H39V162L40 161H42V166L39 164L37 167H39L37 170H39L40 169V167H41V171H44V170H46V168H48V166H49V162H51V161H49V162H47V160H49V159H51V158H55L54 160H56V156H65L66 155V151H65V148H63V147H60V146H58V147H56V148H54V149H41V150H38L37 149ZM68 151V150H67ZM80 151V150H79ZM106 151V150H105ZM114 151V152H115ZM136 151V150H135ZM246 151V150H245ZM257 151V150H256ZM264 151V150H263ZM20 152V151H19ZM24 152H22V155H23V153ZM73 152V151H72ZM93 152V151H92ZM98 152V151H97ZM104 152V151H103ZM127 152V151H126ZM159 152V151H158ZM248 152V151H247ZM247 152H245V153H247ZM252 152V151H251ZM259 152V151H258ZM13 153V152H12ZM30 153V152H29ZM28 153V154H29ZM69 153H71V152H69ZM99 153V152H98ZM105 153H107V152H105ZM144 153V152H143ZM155 153V152H154ZM156 153H157V151H156ZM162 153V152H161ZM86 154V153H85ZM91 154V153H90ZM100 154V153H99ZM123 154H124V152H123ZM129 154V153H128ZM134 154V153H133ZM254 154V153H253ZM9 155V154H8ZM13 155V154H12ZM17 155V154H16ZM21 155V156H22ZM32 155H34V154H32ZM36 155H37V153H36ZM72 154H70V156H71ZM92 155V154H91ZM103 155V154H102ZM126 155V154H125ZM151 155V154H150ZM159 155H161V154H159ZM249 155H251L250 153H249ZM88 156V155H87ZM98 156V155H97ZM101 156V155H100ZM100 156L98 157V158H100ZM114 156H115V154H114ZM152 156V155H151ZM158 156V155H157ZM1 157V156H0ZM8 157V156H7ZM16 157H18V156H14L13 158H14V160H15V158ZM85 157H86V155H85ZM113 157V156H112ZM123 157V156H122ZM125 157V156H124ZM128 157V156H127ZM150 157V156H149ZM162 157H164V156H162ZM232 157V156H231ZM256 157V156H255ZM9 158H11V156L9 157ZM12 158V159H13ZM26 158V157H25ZM35 158H37V157H35ZM61 158V157H60ZM81 158H83V157H81ZM87 158V157H86ZM93 158V157H92ZM115 158H116V156H115ZM135 158V157H134ZM157 158V157H156ZM242 158V157H241ZM31 159H32V157H31ZM63 159V158H62ZM88 159V158H87ZM101 159V158H100ZM105 159V158H104ZM130 159V158H129ZM151 159H153V158H151ZM155 159V158H154ZM163 159V158H162ZM166 159V158H165ZM237 159H238V157H237ZM237 159H235L236 161H237ZM243 159H244V157H243ZM245 159H246V157H245ZM255 159V158H254ZM260 159V158H259ZM259 159H258V161H259ZM53 160V161H54ZM150 160V159H149ZM164 160V159H163ZM169 160V159H168ZM256 160H257V158H256ZM8 161H9V159H8ZM20 161H21V159H20ZM25 161V160H24ZM84 161H85V159H84ZM87 161V160H86ZM110 161V160H109ZM154 161V160H153ZM253 161V160H252ZM1 162H2V160H1ZM19 162V161H18ZM27 162V161H26ZM32 162H33V160H32ZM35 162H36V159H35ZM89 162V161H88ZM119 162V161H118ZM127 162H129V161H127ZM156 161H154V163H155ZM264 162V161H263ZM3 163V162H2ZM54 163V162H53ZM61 163V162H60ZM114 163V162H113ZM113 163H110V165L111 164H113ZM138 163V162H137ZM152 163V162H151ZM231 163V162H230ZM253 163H255V162H253ZM11 164H12V161H11ZM30 164H33V163H30ZM29 164V165H30ZM37 164V163H36ZM52 164V163H51ZM57 164V163H56ZM62 164V163H61ZM115 164V163H114ZM157 164H159V163H157ZM156 164V165H157ZM161 164V163H160ZM231 164H233V162L231 163ZM13 165H15V164H13ZM26 165V164H25ZM103 165V164H102ZM119 165V164H118ZM122 165V164H121ZM135 165V164H134ZM225 166L226 167V169H227V171H226V173L227 174H225V176L224 177H222V178H219V179H215V176H214V174H215V171H216V168L217 167H219V166ZM260 165V164H259ZM0 166H1V163H0ZM16 166V165H15ZM14 166V167H15ZM27 166H28V164H27ZM34 166V165H33ZM32 166V167H33ZM36 166V165H35ZM34 166V167H35ZM51 166V165H50ZM50 166H49V168H50ZM61 166V165H60ZM108 166V165H107ZM106 166V167H107ZM125 166V165H124ZM10 167V166H9ZM8 167V168H9ZM20 167V166H19ZM21 167H23V166H21ZM20 167V168H21ZM31 167V168H32ZM58 167V166H57ZM109 167V166H108ZM118 167V166H117ZM258 167V166H257ZM256 167V168H257ZM262 167H264V166H262ZM16 168V167H15ZM24 168V167H23ZM36 168V167H35ZM34 168V169H35ZM56 168V167H55ZM119 168V167H118ZM7 169V168H6ZM19 169V168H18ZM25 169V168H24ZM24 169H22V173H23V170ZM28 168H26V170H27ZM97 169V168H96ZM108 169V168H107ZM110 169V168H109ZM115 169V168H114ZM117 169V168H116ZM115 169V170H116ZM130 169V168H129ZM151 169V168H150ZM220 169H222L221 167H220ZM224 169V168H223ZM225 169V170H226ZM264 170L263 168H261L260 166H259V169H256L257 170V172H259L260 170ZM53 170V169H52ZM224 170V171H225ZM1 171V170H0ZM3 171V170H2ZM6 171V170H5ZM9 171V170H8ZM19 171H20V169H19ZM31 171H34V170H31ZM96 171V170H95ZM99 171V170H98ZM109 171V170H108ZM119 171H121V170H119ZM149 171V170H148ZM222 171V170H221ZM234 171V170H233ZM253 171V172H254ZM7 172V171H6ZM17 172H18V170H17ZM16 172V173H17ZM28 172H30V171H28ZM35 172V171H34ZM33 172V174H30V175H28L29 177H35V173ZM36 172H38V171H36ZM45 172V171H44ZM109 172H111V171H109ZM122 172V171H121ZM5 173V172H4ZM7 173H9V172H7ZM7 173H5V174H7ZM15 173V172H14ZM13 173V174H14ZM19 173V172H18ZM17 173V174H18ZM22 173H21V175H22ZM25 173H27L26 171H25ZM30 173H32V172H30ZM139 173V172H138ZM145 173V172H144ZM250 173V172H249ZM259 173H261V172H259ZM264 173V172H263ZM1 174V173H0ZM10 174V173H9ZM12 174V177L14 176ZM29 174V173H28ZM94 174V173H93ZM97 174V173H96ZM99 174V173H98ZM111 174H114V173H112L111 172ZM123 174V173H122ZM152 174V173H151ZM222 174H224V173H222ZM258 174V173H257ZM39 175V174H38ZM88 175V174H87ZM148 175V174H147ZM217 175V174H216ZM5 176V175H4ZM8 176H11V174L10 175H8ZM15 176H17L16 174H15ZM37 176V175H36ZM44 176V175H43ZM84 176V175H83ZM94 176V175H93ZM98 176V175H97ZM100 176H102V175H100ZM124 176V175H123ZM145 176V175H144ZM219 176V175H218ZM20 177V176H19ZM18 177V178H19ZM27 177V176H26ZM105 177H106V175H105ZM145 177H147V176H145ZM256 177V176H255ZM10 178V177H9ZM23 178H25V177H23ZM22 178V180L24 181V179ZM88 178V177H87ZM115 178V177H114ZM119 178V177H118ZM133 178V177H132ZM254 178V177H253ZM26 179H29L28 177L26 178ZM31 179V178H30ZM30 179H29V181H30ZM34 179V178H33ZM37 179V178H36ZM35 179V180H36ZM42 179V178H41ZM44 179V178H43ZM42 179V180H43ZM70 178H68V180H69ZM113 179V178H112ZM116 179V178H115ZM138 179V178H137ZM264 179V178H263ZM2 180V179H1ZM83 179H81V182H83L82 181ZM85 180V179H84ZM133 180V179H132ZM252 180H255V179H252ZM3 181V180H2ZM11 181V180H10ZM9 181V182H10ZM21 181V180H20ZM20 181L17 183V184H19L20 183ZM77 181H80V179L79 180H77L76 179V181H74V184H76L75 182H77ZM120 181H122V180H120ZM129 181V180H128ZM127 181V182H128ZM260 181V180H259ZM11 182H13V181H11ZM16 182H17V180H16ZM31 182V181H30ZM106 182V181H105ZM261 182V181H260ZM260 182H259V184H260ZM2 183V182H1ZM26 182H24L23 184H25ZM32 183H33V181H32ZM101 183H104V182H101ZM111 183V182H110ZM123 183V182H122ZM131 183V182H130ZM230 183V182H229ZM262 183V182H261ZM3 184V183H2ZM4 184H8V183H5L4 182ZM23 184H21V185H23ZM78 184V183H77ZM77 184H76V186H77ZM104 184H106V183H104ZM108 184V183H107ZM252 184H253V182H252ZM10 185V184H9ZM20 185V184H19ZM28 185V184H27ZM45 185V184H44ZM99 185H100V183H99ZM109 185V184H108ZM119 185V184H118ZM121 185V184H120ZM255 185V184H254ZM258 185V184H257ZM261 185V184H260ZM12 186L14 187V185H13V183H12ZM11 186V187H12ZM79 186H81V184L79 185ZM88 186V185H87ZM105 186V185H104ZM22 186H20V188H21ZM68 187V186H67ZM75 187V186H74ZM106 187L107 186H105V188L104 189H106ZM109 187V186H108ZM111 187V186H110ZM134 187V186H133ZM218 187H219V191H218ZM251 187V186H250ZM262 187V186H261ZM6 188V187H5ZM15 188V187H14ZM35 188H36V185H35ZM34 188V189H35ZM38 188V187H37ZM42 188V187H41ZM88 188V187H87ZM103 187H101V189H102ZM112 188V187H111ZM135 188V187H134ZM137 188V187H136ZM1 189V188H0ZM8 189V188H7ZM10 189V188H9ZM22 189V188H21ZM21 189H19V190H21ZM139 189V188H138ZM250 189H252V188H250ZM256 189V188H255ZM261 189V188H260ZM2 190H4V188H2ZM6 190V189H5ZM25 190V189H24ZM41 190V189H40ZM154 190V191H153ZM16 191V190H15ZM28 191V190H27ZM96 191V190H95ZM108 191V190H107ZM251 191H253V189L251 190ZM2 192V191H1ZM5 192V191H4ZM7 192V191H6ZM25 192V191H24ZM23 192V193H24ZM79 192V191H78ZM98 192V191H97ZM103 192V191H102ZM141 192V191H140ZM219 192H220V195H219ZM10 193H13L12 191H10ZM22 193V194H23ZM63 193V192H62ZM61 193V194H62ZM64 193H66V192H64ZM106 193V192H105ZM109 193V192H108ZM226 193V192H225ZM254 193V192H253ZM258 193V192H257ZM1 194V193H0ZM2 194H4V193H2ZM7 194V196L9 197V191H8V193H6ZM25 194L26 193H24V196H25ZM31 194H33L32 192L30 193V195ZM55 194H57V193H55ZM70 193H67L66 195H65V199H67V198H69V197H67L66 198V196H68ZM75 194V193H74ZM140 194V193H139ZM232 194V193H231ZM260 194V193H259ZM16 195H17V193H16ZM15 195V196H16ZM21 195V194H20ZM27 195H28V193H27ZM58 195V194H57ZM99 195V194H98ZM105 196H106V194H104ZM108 195V194H107ZM18 196V195H17ZM16 196V197H17ZM24 196H23V198H24ZM61 196V195H60ZM64 196V194L62 195V197ZM77 196V195H76ZM83 196V195H82ZM86 196V195H85ZM148 196V197H149ZM245 196V195H244ZM249 196H251V195H249ZM261 196V195H260ZM14 197V196H13ZM28 197V196H27ZM32 197H34V196H32ZM36 197V196H35ZM39 197V196H38ZM37 197V198H38ZM48 197V196H47ZM140 197V196H139ZM145 197V196H144ZM245 197H247V195L245 196ZM10 198H12V196H10ZM19 198V197H18ZM22 198V199H23ZM37 198H35V199H37ZM60 198V197H59ZM75 198V197H74ZM77 198V197H76ZM83 198V197H82ZM82 198H80V199H82ZM88 198V197H87ZM94 198H95V196H94ZM225 198V197H224ZM253 198V197H252ZM262 198V197H261ZM13 199V198H12ZM17 199V198H16ZM27 199V198H26ZM32 199V198H31ZM50 199V198H49ZM63 199V198H62ZM64 199V200H65ZM90 199V198H89ZM96 199V198H95ZM108 199V198H107ZM107 199H105V200H107ZM245 199H247V198H245ZM11 200V199H10ZM50 200H52V199H50ZM54 200V199H53ZM69 200L70 201H72L71 200V198H69ZM79 200V199H78ZM83 200V199H82ZM92 201H93V199H91ZM90 200V201H91ZM183 200H185V201H188L189 202V208L187 209V211L185 210H182V201ZM229 200H230V198H229ZM238 200V199H237ZM243 200V199H242ZM8 201V200H7ZM18 201V200H17ZM17 201H15L14 200V203H12L13 202V200H12V204H14V205H16V203L15 202H17ZM20 201V200H19ZM47 201H48V199H47ZM47 201H46V203H47ZM100 201V200H99ZM224 201H226V199L224 200ZM239 201V200H238ZM245 201V200H244ZM28 202V201H27ZM49 202V201H48ZM51 202V201H50ZM62 202V201H61ZM105 202V201H104ZM147 202V201H146ZM150 202V201H149ZM223 202V201H222ZM231 202H232V200H231ZM7 203V202H6ZM20 203V202H19ZM31 203V202H30ZM54 203V202H53ZM65 203H66V201H65ZM100 203V205H101V203H103L102 202V199H101V201L99 202ZM99 203H98V205H95L96 207V209H95V211H93V212H100L101 211V209L103 208H101L100 206H99ZM185 203H187V202H185ZM227 203V202H226ZM1 204V203H0ZM9 204V203H8ZM21 204V203H20ZM27 204V203H26ZM35 204V203H34ZM50 204V203H49ZM48 204V205H49ZM60 204V203H59ZM62 204H63V202H62ZM69 204V203H68ZM80 204V203H79ZM241 204V203H240ZM243 204V203H242ZM247 204H249V203H247ZM247 204H246V206H247ZM7 205V204H6ZM13 205V206H14ZM25 205V204H24ZM45 205V204H44ZM66 205H67V203H66ZM103 205V204H102ZM228 204H226V206H227ZM251 205V204H250ZM249 205V206H250ZM1 206V205H0ZM4 206V205H3ZM9 207H11V204H9L8 205ZM23 206V205H22ZM60 206V205H59ZM63 206V205H62ZM88 206V205H87ZM152 206V205H151ZM154 206V205H153ZM217 206V205H216ZM248 206V207H249ZM252 206V205H251ZM261 206V205H260ZM5 207V206H4ZM3 207V208H4ZM17 208L19 207L18 206V202H17V206H16ZM55 207V206H54ZM77 207V206H76ZM83 207V206H82ZM92 207V206H91ZM90 207V208H91ZM209 207V206H208ZM256 207V206H255ZM6 208H7V206H6ZM13 208H15V207H13ZM17 208H15L14 210H17ZM62 208V207H61ZM215 207H213V209H214ZM226 208V207H225ZM251 208V207H250ZM253 208V207H252ZM263 208V207H262ZM2 209V208H1ZM19 209H20V207H19ZM35 209V208H34ZM51 209V208H50ZM78 209V208H77ZM81 209V208H80ZM153 209V208H152ZM207 209V208H206ZM227 209H228V207H227ZM254 209V208H253ZM11 210V209H10ZM13 210V211H14ZM21 210H22V208H21ZM71 210V209H70ZM69 210V211H70ZM104 210V209H103ZM208 210V209H207ZM211 210H212V208H211ZM256 210V209H255ZM1 211V210H0ZM12 211V210H11ZM12 211V213H15V211L13 212ZM17 211H19V210H17ZM31 211V210H30ZM29 211V212H30ZM68 211V212H69ZM77 211V210H76ZM229 212H230V210H228ZM1 212H3V210L1 211ZM5 213H6V211H4ZM10 212V211H9ZM33 212V211H32ZM31 212V213H32ZM35 212V211H34ZM33 212V213H34ZM51 212V211H50ZM257 212V211H256ZM259 212V211H258ZM21 213V212H20ZM23 213H26V212H22V214ZM54 213V212H53ZM70 213V212H69ZM74 213V212H73ZM148 213V212H147ZM227 213V212H226ZM233 213V212H232ZM240 213V212H239ZM27 214H29L28 212H27ZM52 214V213H51ZM56 214H57V212H56ZM60 214V213H59ZM68 214V213H67ZM252 214V213H251ZM14 215V214H13ZM23 215H25V214H23ZM173 215V214H172ZM218 215V214H217ZM235 215V214H234ZM260 215V214H259ZM4 216H5V214H4ZM8 216H10V215H8L7 214V217ZM15 216V215H14ZM18 216H20V214L18 215ZM62 216V215H61ZM60 216V217H61ZM169 216V215H168ZM174 216V215H173ZM208 216H210V214L208 215ZM231 216V215H230ZM229 216V217H230ZM29 217V216H28ZM27 217V218H28ZM56 217V216H55ZM74 217V216H73ZM252 217V216H251ZM257 217H258V215H257ZM10 218V217H9ZM8 218V219H9ZM12 218V217H11ZM10 218V219H11ZM23 218H24V216H23ZM82 218V217H81ZM80 218V219H81ZM94 218V217H93ZM177 218V217H176ZM205 218V217H204ZM208 218V217H207ZM213 218H214V216H213ZM261 218V217H260ZM260 218H257V219H259V220H261ZM17 219V221L20 219V217L19 218H16ZM16 219H14L15 220V223H16ZM63 219V218H62ZM61 219V220H62ZM69 219V218H68ZM156 219V218H155ZM168 219V218H167ZM209 219V218H208ZM252 219V218H251ZM12 220V222L14 223V221H13V219H11ZM22 220V219H21ZM35 220V219H34ZM43 220V219H42ZM97 220H98V218H95L94 219V221H95V223L97 222ZM157 220V219H156ZM165 221H166V219H164ZM9 221V220H8ZM23 222L24 221H26V220H22ZM21 221V222H22ZM31 221V220H30ZM29 221V222H30ZM63 221H65L64 219H63ZM77 221V220H76ZM164 221V222H165ZM202 221V220H201ZM236 221V220H235ZM5 222V221H4ZM20 222V221H19ZM41 222V221H40ZM58 222V221H57ZM78 222V221H77ZM160 222V221H159ZM162 222V221H161ZM163 222V223H164ZM168 222V221H167ZM172 222V221H171ZM1 223H3V221L1 222ZM38 223V222H37ZM68 223V222H67ZM76 223V222H75ZM79 223H81V221L79 222ZM98 223H99V221H98ZM153 223H154V221H153ZM215 223H218L219 224V229L218 228H216V224ZM232 223V222H231ZM264 223V222H263ZM19 224V223H18ZM22 224L23 223H21V226H22ZM31 224H33V223H31ZM45 224H47V223H45ZM62 224V223H61ZM69 224V223H68ZM77 224V223H76ZM169 224V223H168ZM172 224V223H171ZM170 224V225H171ZM8 225V224H7ZM14 225V224H13ZM24 226H25V224H23ZM44 225V224H43ZM42 225V226H43ZM48 225V224H47ZM46 225V226H47ZM63 225V224H62ZM81 225V224H80ZM83 225V224H82ZM92 225V224H91ZM94 225V224H93ZM97 226H98V224H96ZM151 225V224H150ZM234 225V224H233ZM8 226H10V225H8ZM29 226H31V225H29ZM60 226V225H59ZM75 226H77V225H75ZM176 226V225H175ZM231 226H232V224H231ZM236 226V225H235ZM27 227V226H26ZM33 227V226H32ZM83 227V226H82ZM148 227V226H147ZM147 227H145V228H147ZM152 227H154V226H152ZM166 227V226H165ZM172 227V226H171ZM212 227H214V231H213V228ZM237 227V226H236ZM256 227V226H255ZM17 228H19L20 229V226L19 227H17ZM23 229H24V227H22ZM30 228V227H29ZM37 228V227H36ZM35 228V229H36ZM44 228V227H43ZM42 228V229H43ZM49 228V227H48ZM57 228V227H56ZM68 228V227H67ZM81 228V227H80ZM91 228H92V226H91ZM140 228H142V226L140 227ZM144 228V227H143ZM142 228V229H143ZM144 228V229H145ZM149 228V227H148ZM147 228V229H148ZM159 228V227H158ZM161 228V227H160ZM160 228H159V231H160ZM170 228V227H169ZM168 228V229H169ZM226 228H228V227H226ZM225 228V229H226ZM251 228H253L252 226H251ZM6 229V228H5ZM7 229H9L10 230V228H7ZM27 228H25V230H26ZM32 229V228H31ZM58 229V228H57ZM93 229V228H92ZM155 229V228H154ZM167 229V228H166ZM2 230V229H1ZM0 230V231H1ZM4 230V229H3ZM28 230L29 229H27V234H28ZM33 230V229H32ZM38 230V229H37ZM48 230V229H47ZM68 230V229H67ZM153 230V229H152ZM229 230V229H228ZM250 230V229H249ZM20 230H18V232H19ZM46 231V230H45ZM44 231V232H45ZM52 231H53V229H52ZM60 231V230H59ZM72 231V230H71ZM71 231H70V233H71ZM141 231V230H140ZM144 231V230H143ZM148 231V230H147ZM223 231V230H222ZM256 231V230H255ZM8 232V231H7ZM24 232V231H23ZM33 232V231H32ZM57 232V231H56ZM168 232V231H167ZM248 232V231H247ZM250 232V231H249ZM257 232V231H256ZM6 233V232H5ZM31 233V232H30ZM121 233V232H120ZM142 233V232H141ZM143 233H145V232H143ZM225 233V232H224ZM227 233V232H226ZM258 233V232H257ZM7 234V233H6ZM24 234V233H23ZM35 234V233H34ZM73 234V233H72ZM75 234H76V232H75ZM94 234V233H93ZM1 235H2V233H1ZM0 235V236H1ZM5 235V234H4ZM24 235H26V234H24ZM24 235H19V236H21L22 238H25V237H23ZM32 235V234H31ZM47 235V234H46ZM65 235V234H64ZM76 235H78V234H76ZM95 235V234H94ZM151 235V234H150ZM170 235V234H169ZM175 235V236H176ZM37 236V235H36ZM39 236V235H38ZM73 236H74V234H73ZM72 236V237H73ZM97 236V235H96ZM141 236V235H140ZM144 236V235H143ZM149 236V235H148ZM172 236H173V232H172ZM193 236V235H192ZM227 236V235H226ZM4 237V236H3ZM5 237H7V236H5ZM8 237H9V235H8ZM7 237V238H8ZM55 237V236H54ZM67 237V239H68V236H66ZM80 237H81V235H80ZM98 237V236H97ZM161 237H163L162 235H161ZM194 237V236H193ZM217 237V238H218ZM63 238V237H62ZM75 238V237H74ZM173 238H175V237H173ZM177 238V237H176ZM197 237L195 236V239H196ZM208 238H210V237H208ZM221 239H223L222 237H220ZM225 238V237H224ZM251 238V237H250ZM255 238V237H254ZM53 239V238H52ZM59 240H60V238H58ZM95 239V238H94ZM100 239V238H99ZM140 239V238H139ZM157 239V238H156ZM159 239V238H158ZM157 239V240H158ZM162 239H164V238H162ZM198 239V238H197ZM214 240H215V237L213 238ZM45 240V239H44ZM54 240H56V239H54ZM81 240V239H80ZM83 240V239H82ZM141 240V239H140ZM145 240H146V238H145ZM231 240H233V239H231ZM237 240V239H236ZM264 240V239H263ZM11 241V240H10ZM31 241V240H30ZM50 241V240H49ZM100 241V240H99ZM144 241V240H143ZM150 241V240H149ZM171 241H172V239H171ZM210 241V240H209ZM216 241H217V239H216ZM225 241V240H224ZM228 241V240H227ZM238 241V240H237ZM242 241V240H241ZM255 241V240H254ZM29 242V241H28ZM34 242H35V240H34ZM44 242V241H43ZM92 242V241H91ZM90 242V243H91ZM128 242V241H127ZM152 242V241H151ZM161 242V241H160ZM164 242V241H163ZM202 242V241H201ZM9 243V242H8ZM7 243V244H8ZM80 243H82V242H80ZM79 243V244H80ZM131 243V242H130ZM143 243V242H142ZM148 243V242H147ZM203 243V242H202ZM218 243V242H217ZM262 243V242H261ZM10 244V243H9ZM36 244V243H35ZM41 244H43V243H41ZM49 244V243H48ZM101 244V243H100ZM144 244V243H143ZM152 244H155V242L154 243H152ZM160 244V243H159ZM192 244V243H191ZM190 244V245H191ZM204 244V243H203ZM39 245V244H38ZM44 245V244H43ZM57 245V244H56ZM77 245V244H76ZM82 245V244H81ZM98 245V244H97ZM129 245V244H128ZM131 245V244H130ZM169 245V244H168ZM188 245V246H187ZM215 245V244H214ZM238 245V244H237ZM244 245H245V243H244ZM50 246V245H49ZM100 246V245H99ZM138 246V245H137ZM166 246V245H165ZM195 246L196 245H194V246H192V247H194L195 248ZM210 246V245H209ZM221 246V245H220ZM224 247H226L225 245H223ZM235 246V245H234ZM254 246V245H253ZM259 246H261L262 247V245L260 244ZM263 246H264V244H263ZM10 247V246H9ZM37 247H39V246H37ZM36 247V248H37ZM54 247V246H53ZM66 247V246H65ZM93 247V246H92ZM101 247V246H100ZM106 247V246H105ZM104 247V248H105ZM162 247V246H161ZM168 247V246H167ZM174 247H177V245H175ZM199 247H201V246H199ZM210 247H212V246H210ZM229 247V246H228ZM227 247V248H228ZM257 247V246H256ZM255 247V248H256ZM51 248V247H50ZM79 248V247H78ZM77 248V249H78ZM88 248V247H87ZM103 248V247H102ZM101 248V249H102ZM231 248H232V246H231ZM239 248L240 247H238V250H239ZM3 249H4V247H3ZM39 249V248H38ZM57 249V248H56ZM67 249V248H66ZM75 249V248H74ZM94 249L96 250L97 248L96 247H94ZM99 249V248H98ZM101 249L99 250L100 252H101ZM105 249H107V248H105ZM217 249V248H216ZM234 249V248H233ZM232 249V250H233ZM262 249H263V247H262ZM20 250V249H19ZM49 250V249H48ZM69 250V249H68ZM152 250V249H151ZM169 250H170V248H169ZM200 250V249H199ZM203 250V249H202ZM232 250H231V252H232ZM255 249H253V251H254ZM259 249L257 248L256 249V251H258ZM6 250H4V252H0V264H65V262H64V259H66L67 261H70V258H71V256H73L72 254H65V257L64 256H61V255H58V254H53V253H51V252H26V250H25V252H5ZM8 251V250H7ZM24 251V250H23ZM28 251V250H27ZM80 250L78 249L77 250V252H79ZM93 251V250H92ZM97 251V250H96ZM98 251V252H99ZM160 251H161V249H160ZM174 251V250H173ZM176 251H178L177 249H176ZM193 251H197V250H194L193 249ZM205 251V250H204ZM209 251V250H208ZM234 251V250H233ZM241 251V250H240ZM262 251V250H261ZM87 252H89V251H87ZM94 252V251H93ZM97 252V253H98ZM134 253L136 252V249L133 251ZM183 252V251H182ZM206 252H207V250H206ZM211 253H212V251H210ZM225 252V251H224ZM236 252V251H235ZM55 253V252H54ZM74 253H76V252H74ZM80 253V252H79ZM83 253V252H82ZM81 253V254H82ZM90 253V252H89ZM102 253H103V251H102ZM102 253H100V254H102ZM132 253V252H131ZM130 253V254H131ZM221 253H222V251H221ZM230 253V252H229ZM239 253V252H238ZM237 253V254H238ZM241 253V252H240ZM62 254H64V253H62ZM78 254V253H77ZM87 254V253H86ZM161 254V253H160ZM165 254V253H164ZM174 254V253H173ZM182 254V253H181ZM203 254H205V253H203ZM207 254V253H206ZM210 254V253H209ZM213 254H214V252H213ZM223 254H226V256L228 257V254L227 253H223ZM234 254V253H233ZM232 254V255H233ZM257 254V253H256ZM263 254V253H262ZM71 255V256H70ZM93 255H94V253H93ZM135 255H138V254H134V256L133 257H135ZM143 255V254H142ZM179 255V254H178ZM210 255H212V254H210ZM230 255H231V253H230ZM232 255L230 256V257H232ZM82 256V255H81ZM103 256H104V253H103ZM106 256V255H105ZM149 256V255H148ZM158 256V255H157ZM175 256V255H174ZM184 256V255H183ZM194 256V255H193ZM235 256V255H234ZM79 257V256H78ZM100 257V256H99ZM139 256H137V258H138ZM163 257H165L166 258V256L165 255H163ZM171 257H172V255H171ZM196 257V256H195ZM81 258V257H80ZM96 258H98V257H96ZM102 258V257H101ZM104 258V257H103ZM106 258V257H105ZM136 258V257H135ZM140 258V257H139ZM146 258V257H145ZM148 258V260H150L149 259V257H147ZM146 258V259H147ZM79 259V258H78ZM180 259H182V257L180 258ZM192 259V258H191ZM229 259H231V258H229ZM94 260H96V259H94ZM98 260V259H97ZM103 260V259H102ZM105 260V259H104ZM135 259H133V261H134ZM171 260H173L174 261V257H173V259H171ZM224 260H226V259H224ZM100 261V260H99ZM132 261V262H133ZM146 261V260H145ZM144 261V262H145ZM170 261V260H169ZM75 262V261H74ZM79 262V261H78ZM78 262H76V263H78ZM81 262V261H80ZM79 262V263H80ZM83 262V261H82ZM86 262V261H85ZM84 262V263H85ZM95 262V261H94ZM131 262V261H130ZM147 262V261H146ZM149 262V261H148ZM162 262V261H161ZM166 262V261H165ZM228 262V261H227ZM66 263H69V262H66ZM96 263V262H95ZM70 264H71V262H70ZM87 264V263H86ZM97 264V263H96ZM133 264H138V259H136L135 260V262H133ZM146 264V263H145ZM149 264H150V262H149ZM238 264V263H237Z\"/></svg>",
  "mask_w": 264,
  "mask_h": 264
}]
</instances>
